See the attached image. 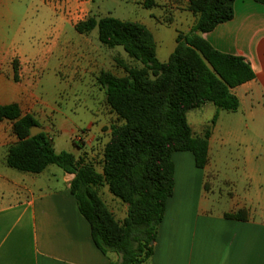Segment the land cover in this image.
<instances>
[{
    "label": "trees",
    "instance_id": "16d2710c",
    "mask_svg": "<svg viewBox=\"0 0 264 264\" xmlns=\"http://www.w3.org/2000/svg\"><path fill=\"white\" fill-rule=\"evenodd\" d=\"M234 1L187 0L194 22L189 31L177 32L176 45L164 62L156 57L153 34L138 21L88 15L75 23L78 33L86 35L96 28L101 44L121 46L139 63L123 66V76L107 70L96 76L105 104L118 120L110 125L100 172L72 152H57L45 131L29 136L30 128L41 124L33 115L22 114L17 103L0 104V121L11 123L17 139L8 147L6 164L29 173H40L54 164L74 174L69 191L89 225L93 244L102 254L113 252L120 257L109 264H152L157 228L174 189L172 154L190 152L197 168L208 163L216 115L202 135H194L187 112L205 103L236 111L239 101L232 88L255 78L244 57L221 52L203 37L233 18ZM255 1L264 4V0ZM12 64L17 81V61L13 59ZM104 185L127 205L123 219H115L102 199L99 190ZM246 215L243 208L224 213L225 218L236 220Z\"/></svg>",
    "mask_w": 264,
    "mask_h": 264
},
{
    "label": "crops",
    "instance_id": "0c3cea01",
    "mask_svg": "<svg viewBox=\"0 0 264 264\" xmlns=\"http://www.w3.org/2000/svg\"><path fill=\"white\" fill-rule=\"evenodd\" d=\"M54 1L64 3V0ZM73 3H79V0ZM233 8L231 20L218 24L203 37L215 49L240 55L250 63L255 78L231 91L239 101L237 110L247 118L256 119L253 132L262 135L264 4L255 0H235ZM170 10L173 12L171 18L150 14L153 24L161 25L170 19L168 24L173 21L180 23L182 28L178 32L189 31L195 17L188 8L181 10L172 3ZM140 23L151 31V22L141 20ZM175 45L176 42L173 49ZM32 50L24 56L5 57L0 54V104L17 103L21 113L33 115L50 136V104L40 94L41 80L37 78L40 70L48 64L49 57L35 55ZM15 56L19 60L17 81L13 79V64H10V58ZM25 56L27 58L24 59ZM93 60L92 63H84L83 72L92 70L96 63ZM97 86L103 92L100 85ZM90 125L93 127L91 130H96L95 125ZM214 129L215 126L209 137L208 155ZM251 139L250 136L246 143ZM88 140L91 142L92 137ZM16 141L11 123L0 121V264H109L110 261H118L119 255L113 252L102 254L93 244L89 225L79 213L69 191L74 174L58 172L52 165L40 173L21 172L9 167L5 162L7 150ZM254 144V151L250 152V147L242 158L246 165L255 167V194H234L231 208L217 213L208 207L211 184L206 180L205 172L209 168V156L206 166L197 168L190 152L172 154L174 189L166 201L164 215L157 228L150 258L152 264H264V175L258 168L264 166V148L257 142ZM76 149L75 153L72 152L76 158L101 171V165L96 167L91 161L93 155L89 150L87 157L90 160L84 155L86 149ZM123 206L125 210L127 205ZM239 208L247 209L244 220L224 217V213L235 212ZM124 217L125 213L120 219Z\"/></svg>",
    "mask_w": 264,
    "mask_h": 264
},
{
    "label": "rangeland",
    "instance_id": "374dc122",
    "mask_svg": "<svg viewBox=\"0 0 264 264\" xmlns=\"http://www.w3.org/2000/svg\"><path fill=\"white\" fill-rule=\"evenodd\" d=\"M73 1L0 0V54L5 57L24 56L33 49L35 55L49 57L48 64L40 70L37 78L41 80L40 94L50 104V137L54 149L57 152L64 150L75 153L76 147H79L81 150L86 149V157L89 150L93 155L91 161L100 167L102 148L109 138L110 125L118 123V120L105 104L104 93L99 91L93 75L107 70L116 76H123L126 73L123 66H139V63L127 56L121 46L107 47L101 44L96 28L85 35L78 33L73 24L88 15H110L121 20L151 22L156 57L164 62L173 49L176 32L182 27L179 22L168 24L170 19L167 23L154 25L150 14L155 17L164 15V19L168 16L171 18L172 3L185 10L188 2L152 0L153 4L146 6V0ZM13 59L19 65L16 56L10 58V64ZM93 59L96 63L92 65V70L83 72L84 63H92ZM99 62L102 64L98 65ZM214 115L215 129L210 141L209 168L205 174L211 184L208 207L217 213L231 208L234 194H255V167L246 165L242 157L250 147L252 149L249 151H254L256 142L264 148V133L256 135L253 132L256 119L247 118L239 110L217 109L213 104L205 103L187 112L193 134L202 135ZM90 122L96 126V130H91L93 127H90ZM61 123L63 127L60 128ZM56 124L59 126L56 127ZM80 134L84 140H75ZM250 136L251 141L246 143ZM89 137H92L91 142ZM86 159L90 160L89 156ZM52 167L61 171L54 164ZM258 168L263 170L261 173L264 175V166ZM99 192L115 219L121 220L120 217L126 214L124 203L113 196L105 185L100 187ZM243 209L247 213V209Z\"/></svg>",
    "mask_w": 264,
    "mask_h": 264
},
{
    "label": "water",
    "instance_id": "95a60500",
    "mask_svg": "<svg viewBox=\"0 0 264 264\" xmlns=\"http://www.w3.org/2000/svg\"><path fill=\"white\" fill-rule=\"evenodd\" d=\"M43 129L39 126H33L30 128V131H29V136H33L35 134H37L38 132H41Z\"/></svg>",
    "mask_w": 264,
    "mask_h": 264
},
{
    "label": "built area",
    "instance_id": "2783aa9c",
    "mask_svg": "<svg viewBox=\"0 0 264 264\" xmlns=\"http://www.w3.org/2000/svg\"><path fill=\"white\" fill-rule=\"evenodd\" d=\"M75 140L81 141V140H84V137H82V134H80L76 136Z\"/></svg>",
    "mask_w": 264,
    "mask_h": 264
}]
</instances>
